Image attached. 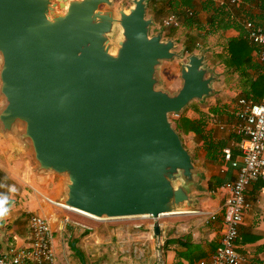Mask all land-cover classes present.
I'll use <instances>...</instances> for the list:
<instances>
[{"label": "water", "instance_id": "water-1", "mask_svg": "<svg viewBox=\"0 0 264 264\" xmlns=\"http://www.w3.org/2000/svg\"><path fill=\"white\" fill-rule=\"evenodd\" d=\"M150 1L0 0V137L60 178L58 205L97 221L198 213L205 174L170 116L215 96L219 76L205 49L152 31Z\"/></svg>", "mask_w": 264, "mask_h": 264}, {"label": "trees", "instance_id": "trees-1", "mask_svg": "<svg viewBox=\"0 0 264 264\" xmlns=\"http://www.w3.org/2000/svg\"><path fill=\"white\" fill-rule=\"evenodd\" d=\"M191 1L193 0H151L148 6V15L153 18L155 25L162 27L159 30L163 32L164 37L177 38L179 32L181 30L184 31L179 38L181 41L180 47L185 49L186 54L206 49V59L208 63L210 62L211 68L220 79L229 72L233 74L239 72L238 76L243 78H237L235 83L237 89H240L234 98L236 103L239 98L253 99L255 101L261 99L264 95V75L257 72L259 75L254 78L249 76L247 72V66L251 64L249 57L251 48L249 46L242 48L240 46L241 39H231L211 45L210 40L207 39L208 32H206L204 27L206 25L203 23V15L195 7L191 6ZM203 13L208 16L207 25L210 29L212 31L219 29L217 27V25H220L219 14H215L212 17L209 5L204 6ZM169 17L174 18L177 26L164 23ZM218 48L221 50L220 53L217 51ZM167 64L169 66L171 63ZM258 67L260 66L258 65ZM257 69V67H254V71H257ZM178 72L179 67L177 64L175 69H169L168 76L171 79L177 78ZM229 79H232L231 75ZM233 80L234 78L232 82ZM163 83L165 89L175 90L170 88L167 83ZM207 103L208 100L203 103L193 101L178 116H170L174 129L181 133L182 136L195 133L193 135L194 138L191 140V146L188 147L186 142H184V145L192 156L194 164L199 169H202V164L199 163V153L204 155V160L212 161L220 153L223 155L226 144L222 140L206 136L208 121L211 120V115L214 114L213 110L217 109V104L215 107H208ZM205 105L207 106L206 108H204ZM204 109H206V114L202 113ZM238 113L239 110L237 116ZM0 142L3 143L4 148L3 152L0 151V172L7 174L18 185H21L22 182L12 177L11 171L20 177L23 182L27 180L31 186L38 190L41 189V184L51 187L52 191L58 190L59 177L35 175L22 164V153L13 142H3L1 138ZM239 149L240 146L238 145L231 150L234 160L241 157ZM5 165L10 166V172L5 171ZM255 182L264 186V182L261 184H259L260 181ZM256 189L253 188L251 193L257 192ZM196 193L198 195V213L217 211L222 207L226 196V193L221 190L219 183L214 178L206 177V175L200 190ZM218 193L220 195L217 197L216 194ZM25 216L28 221L30 216L26 214ZM205 219L206 215H198L185 222L164 224L162 234L164 240L179 238L188 232H192L195 235L191 241L183 243L176 250L173 264H198L201 260L208 258L204 245L214 244V241L211 237V224H206L204 222ZM168 226L172 227V232L168 231ZM64 230L65 234L62 236L64 242L60 250L65 256V264H156L157 262L152 227L148 223L137 227L131 223L110 224L104 222L98 223L97 226L92 228H83L66 223ZM239 233L248 241H258L263 237V234L246 236L243 225ZM9 236L8 242L11 244L12 235ZM72 244H74V248L71 246ZM10 248L14 251L13 244Z\"/></svg>", "mask_w": 264, "mask_h": 264}, {"label": "crops", "instance_id": "crops-1", "mask_svg": "<svg viewBox=\"0 0 264 264\" xmlns=\"http://www.w3.org/2000/svg\"><path fill=\"white\" fill-rule=\"evenodd\" d=\"M223 1L226 3L221 7L212 5V0H193L191 1V6L195 7L197 5V7L199 8L198 4H202L199 13L203 14V23H207L208 16L203 13V8L205 5H209L212 12V17L215 14H219L220 24L224 19H226L224 29V37L226 39L224 41L231 39H241L242 42L245 39V31L243 29V25L245 24V22H262V17L264 14V0H240L235 4L227 3L228 0ZM212 6H214L213 8L216 9H213ZM219 29H214L212 31L216 33V36L214 35V37L210 39L211 45H216L222 42L220 41L219 37V33L221 32L219 31ZM250 63V66H247V72L249 76L256 78L259 75L258 73L264 75V71L261 67H258V64L256 62L250 59ZM254 67L258 68L257 71H254ZM239 78L242 79V76H240ZM170 83L173 85L176 82L174 79H171ZM235 96H237V94H235ZM234 98L235 97L233 96H229L228 100L216 106L217 109L213 110L214 114L211 115V120L208 121L207 119L208 125L206 127V136L224 141L226 143L224 150H230V152L234 149V147L238 145L240 146L243 141V137L239 134L237 127V112L239 110V106L238 103L235 102ZM216 104L217 103L213 104L212 107H215ZM208 105L210 104L208 103ZM202 113L206 114V109H204ZM190 135V139H192L194 138L193 135H195V133H190ZM0 151H4L2 142H0ZM21 153L22 164L25 167L29 168L31 172H33V167L29 166L22 157L24 152L21 151ZM203 157L204 155H199V163L202 164L201 170L204 172L206 177L214 178L221 186V190L226 193V184L235 179L237 171L231 168L229 163L223 160V155L221 153L214 157L212 161L204 160ZM4 169L7 172L11 171L9 165H5ZM1 174H4V172H1ZM5 176L12 180L7 176V174ZM21 182V189H23L24 193L14 196V193L12 194L9 192L7 193L8 195H6L10 202V211L6 219L0 222L1 255L12 254L17 249L24 248L29 243L30 235L28 231V221L25 214L29 216L30 214L41 215L48 212H53L56 216L67 218V224L71 223L83 228H92L97 226L98 223H96L97 220L95 219L86 217L63 207H56L49 203L47 200L48 197V199L56 202L55 199L58 190L51 191L49 195H46L47 191L46 189H44V184H41V189L38 190L37 188L31 186L27 180L24 182L21 180ZM261 183L263 182L260 181L259 184ZM253 188H257V192L255 191L254 193H251ZM219 195V193L216 194L217 197ZM246 198L247 200L253 201L255 203V206L251 211L246 212L244 216V222L242 224L244 227V233L246 236L263 234V237L258 241H248V239H244L242 235H239L235 247L238 252L243 253L247 257V264H264V186L258 185L257 182H254L246 192ZM221 228L222 225L219 222L211 224V237L214 241V244L204 245L207 256H209L215 244L218 242ZM61 229L62 228L53 225V240L58 255V264H65V256L60 250L64 242ZM9 235H12L11 244L10 242H8L10 237ZM194 236L195 235L192 232H188L186 235L179 238L163 240L162 264H173L176 250H178L180 245H182L183 243L191 241ZM12 244L14 245V251H12L10 248Z\"/></svg>", "mask_w": 264, "mask_h": 264}, {"label": "built area", "instance_id": "built-area-1", "mask_svg": "<svg viewBox=\"0 0 264 264\" xmlns=\"http://www.w3.org/2000/svg\"><path fill=\"white\" fill-rule=\"evenodd\" d=\"M240 0H228L235 4ZM216 6H223V0H212ZM177 26L173 17L164 22ZM245 39L240 46H249V57L264 71V14L262 23L246 21L243 25ZM238 132L243 137L240 145V159H232L230 150H224L223 160L237 171L235 179L226 184V196L221 208L215 212L199 213L206 215L205 223H221L222 228L217 245L208 258L198 264H247V257L237 251L235 245L246 212L251 211L255 203L247 200L246 192L255 181L264 182V95L258 101L239 98ZM48 202L61 207L55 201ZM30 214V213H29ZM28 219L29 243L12 254L0 255V264H58V255L53 240V225L62 228L67 218L56 216L53 212L30 214Z\"/></svg>", "mask_w": 264, "mask_h": 264}, {"label": "rangeland", "instance_id": "rangeland-1", "mask_svg": "<svg viewBox=\"0 0 264 264\" xmlns=\"http://www.w3.org/2000/svg\"><path fill=\"white\" fill-rule=\"evenodd\" d=\"M122 1H128V0H117V3L118 2H122ZM201 5L202 4H198L199 8L197 7V5L195 6L198 12L201 10ZM213 7L214 6H212V8ZM213 9H216V8H213ZM225 20L226 19H224L219 26L217 25V27L220 28L219 31H221L219 33V35H220L219 36L220 37V41H224L226 39L224 37ZM204 25H206L204 27L206 28V32H208L207 39L210 40V39H212L214 37V35L216 36V33L212 32V30L207 25V23H204ZM160 28H162V27H159V26L155 25L152 28V31L153 32H156ZM183 33H184V31L181 30L179 32V34L177 35L176 41L178 43V46L181 45V41H180V38L179 37ZM178 38H179V40H178ZM217 51L220 53L221 52L220 48H218ZM214 53H216V52H214ZM176 67H177V62H174V63L172 62L169 66H168V64H164V67H163V69L161 71V76H162L163 82L167 83L169 85V87L172 88V89H176L180 85V82L178 80V77L177 78L176 77L173 78L176 83H174L172 85L170 83L171 82V78L168 76L169 69L172 68V70H173ZM238 74H239V72L234 73V74L229 72L224 77H222L221 79H219L218 82H216L214 84V88H215L217 94L215 96L207 99L208 100V103L210 104V105H208V103L206 104L208 107H212L213 104H215V103H217V105H219L220 103L228 100V97L229 96L236 97L235 94H237L238 90L240 91L239 88L237 89V86L235 84L237 82V78L240 77V76H238ZM230 75L232 76V79L234 78L233 82H232V79L231 80L229 79ZM206 105L204 106V108L207 107ZM190 136H191L190 134L187 135V136H183V140H184V142H186V145L188 147H190L191 144H192L191 143V140L192 139H190ZM195 139L197 140V138H195ZM200 154L201 153H199V155ZM22 157H23L24 161L26 163H28L29 166L34 167V164H33V161L31 159L30 153L24 152ZM11 175L15 179H18L19 181H21V178L18 177V176H16L12 171H11ZM1 178H2V180H1ZM44 185H45V188L44 189H46V191H47L46 195H49L51 193V191H52L51 190V187L47 188L48 186L46 184H44ZM58 186H57V189H58ZM10 188H14L15 191L14 192L13 191H9ZM9 192L12 193V194L14 193V196L15 195H18V194H21V193H24L23 192V189H21V185H18L17 183H15L14 181L10 180L9 178H7L4 174H1V172H0V196H6V195H8L7 193H9ZM50 198H51V195H50ZM198 215H199V213H197V214L196 213L195 214H190V215H169V216H160L156 220L154 218H152V217H147V218L129 219V220L100 221V222H97L96 221V223H104V222H107V223H110V224H116V223H120V222L123 223L124 222V223H131V224H133V225H135L137 227L141 226L144 223H148L151 227H153V225H155V223H158L160 225V236H159V239L157 240L154 236L153 237H154V246H155V249H156V245L157 244L160 246V251H159L160 262H159V264H162V241L164 240L162 234H163L164 224L165 223L171 224L170 222H172V223L185 222V221L190 220V219H192V218H194V217H196ZM168 231L172 232V227L171 226H168ZM152 234H153V232H152Z\"/></svg>", "mask_w": 264, "mask_h": 264}, {"label": "clouds", "instance_id": "clouds-1", "mask_svg": "<svg viewBox=\"0 0 264 264\" xmlns=\"http://www.w3.org/2000/svg\"><path fill=\"white\" fill-rule=\"evenodd\" d=\"M9 191H15L14 188H10ZM10 202L6 196H0V222L4 221L10 211Z\"/></svg>", "mask_w": 264, "mask_h": 264}]
</instances>
